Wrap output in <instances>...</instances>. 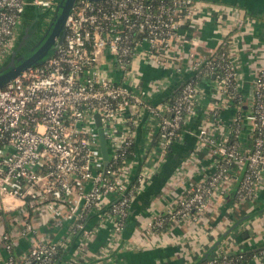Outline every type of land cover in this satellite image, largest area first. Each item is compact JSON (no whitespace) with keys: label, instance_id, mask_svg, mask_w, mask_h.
I'll use <instances>...</instances> for the list:
<instances>
[{"label":"built area","instance_id":"built-area-1","mask_svg":"<svg viewBox=\"0 0 264 264\" xmlns=\"http://www.w3.org/2000/svg\"><path fill=\"white\" fill-rule=\"evenodd\" d=\"M59 0H0V64L10 56L27 5L53 12ZM52 13V14H53ZM195 0H76L66 21L63 42L40 63L0 88V210L14 213L11 229L0 238L8 258L4 264H56L62 245L37 238L33 215L68 225L71 235L88 238V217L104 201L120 233L130 216L133 199L147 182L137 168L135 124L146 108L158 119L159 137L153 148L157 161L181 138L199 99V80L186 81L178 94L162 104H150V91L139 88L141 60L182 71L180 52L189 46L188 29L196 16ZM204 64V70L200 67ZM193 74L215 75L217 87L240 104L242 93L233 59L222 53L211 61H193ZM247 119L254 124L248 152L238 139L218 138L201 128L199 143L220 156L215 171L181 194L166 216L147 223V234L162 232L170 220L199 219L234 165L246 171L239 201L252 198L264 171V67L253 92ZM109 147L102 156L99 127ZM242 118L234 120L238 134ZM143 159V156L140 157ZM140 160V162H141ZM31 234L30 250L18 261L13 254L19 235ZM264 256V245L252 259ZM245 252L217 249L200 264H244Z\"/></svg>","mask_w":264,"mask_h":264},{"label":"crops","instance_id":"crops-1","mask_svg":"<svg viewBox=\"0 0 264 264\" xmlns=\"http://www.w3.org/2000/svg\"><path fill=\"white\" fill-rule=\"evenodd\" d=\"M195 1L197 13L188 29L190 44L180 52L182 71L141 60L137 63L139 88L151 90L147 98L150 104L170 102L191 79L192 62L213 54L231 35L226 47L235 64L242 102L231 101L218 89L214 78L202 77L195 112L184 125L181 138L169 146L161 161L153 155L159 119L143 108L135 124L138 165L134 172L143 156L147 182L133 199L129 219L120 233L116 232L115 219L108 215L107 200L89 214L87 223L93 232L88 238L81 233L71 235L67 224L33 215L31 222L37 227V238L62 245L64 252L56 264H200L206 255L209 257L220 248L245 252L249 257L244 264H264V256L252 259L264 245V171L254 196L239 201L236 191L246 171L244 165L230 168L201 218L170 220L162 232L146 233L149 221L166 216L181 194H188L193 184L215 171L220 156L209 145L199 143L197 134L201 128L206 127L218 138L238 139L243 152H248L253 144L254 124L247 115L253 107L255 79L264 67V0ZM39 13L48 15L45 10L27 5L19 26L25 28L18 29V36L39 22ZM238 117L242 121L237 134L234 120ZM2 211L0 238L9 230L8 218ZM33 236L19 235L13 249L18 261L30 250ZM8 255L1 242L0 264L6 262Z\"/></svg>","mask_w":264,"mask_h":264},{"label":"water","instance_id":"water-1","mask_svg":"<svg viewBox=\"0 0 264 264\" xmlns=\"http://www.w3.org/2000/svg\"><path fill=\"white\" fill-rule=\"evenodd\" d=\"M75 1L76 0H59L56 10L50 18L46 32L41 38L42 40L46 37V40L29 58L17 65L15 62L16 57L13 54L7 59L6 64L0 67V88L5 87L16 76L21 75L26 69L40 63L46 56L51 54V49L52 51H54L57 45L63 42L66 29V21L71 9L75 4ZM212 78H215V75H212ZM95 119L99 127L102 156L105 164H107L109 159L108 141L105 135V131L102 127V123L100 121V115L95 114ZM207 257L208 256L206 255L202 259V261Z\"/></svg>","mask_w":264,"mask_h":264},{"label":"flooded vegetation","instance_id":"flooded-vegetation-1","mask_svg":"<svg viewBox=\"0 0 264 264\" xmlns=\"http://www.w3.org/2000/svg\"><path fill=\"white\" fill-rule=\"evenodd\" d=\"M49 21L50 19L47 20L46 24H41L39 22H36L35 25H32L31 27L24 29V31H22L21 34L17 36L18 38L17 43L13 47L10 53V56L13 54L15 55L16 57L15 62L17 65H19L24 60L29 58L44 43L46 37L43 38L42 40L41 38L44 36L46 32ZM51 52L52 49L50 50V53ZM6 62H4V64H6Z\"/></svg>","mask_w":264,"mask_h":264},{"label":"trees","instance_id":"trees-1","mask_svg":"<svg viewBox=\"0 0 264 264\" xmlns=\"http://www.w3.org/2000/svg\"><path fill=\"white\" fill-rule=\"evenodd\" d=\"M231 35H228L226 38H225V40H226V43H224L223 45H221L213 54H211L210 56H208V57H206V60L208 59V60H211V61H213V60H215V59H217V58H219V56L222 54V53H228V51H227V47H226V45H227V42H229V40H230V37ZM200 70H204V64H202V66L200 67ZM202 77H203V73H200V71H198V73L197 74H193L192 75V77H191V79H195V80H201L202 79ZM191 79H189V80H191ZM232 140H234V139H232ZM231 140V141H232ZM136 144V143H135ZM133 151L136 153V149H135V145L133 146ZM142 165H143V159H142V162H140V164H139V166H138V170L140 171V169L142 168ZM2 213V215H4L5 216V219L7 220V218H8V224H6L7 226V229H9L10 230V222H11V219H12V215L13 214H11V213H9V212H4V211H2L1 212ZM9 230H7V231H9ZM59 252H60V256L63 254V250L62 249H60L59 250ZM248 255V254H247ZM60 256H59V258H60Z\"/></svg>","mask_w":264,"mask_h":264},{"label":"rangeland","instance_id":"rangeland-1","mask_svg":"<svg viewBox=\"0 0 264 264\" xmlns=\"http://www.w3.org/2000/svg\"><path fill=\"white\" fill-rule=\"evenodd\" d=\"M39 14H40V16H41V18H40V20H39V23H41V24H46L47 20H49V17H50V15H51V12H48V15H47V16H45L44 13H39ZM23 28H25V27L22 26V28H20L19 30L21 31V30H23ZM16 43H17V41H16ZM15 45H16V44H15ZM0 66H1V64H0Z\"/></svg>","mask_w":264,"mask_h":264}]
</instances>
